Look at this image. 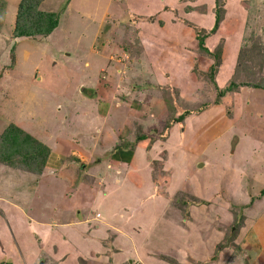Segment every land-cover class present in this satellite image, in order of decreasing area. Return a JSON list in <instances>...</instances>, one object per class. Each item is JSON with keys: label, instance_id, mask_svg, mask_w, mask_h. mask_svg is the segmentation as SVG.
<instances>
[{"label": "rangeland", "instance_id": "obj_1", "mask_svg": "<svg viewBox=\"0 0 264 264\" xmlns=\"http://www.w3.org/2000/svg\"><path fill=\"white\" fill-rule=\"evenodd\" d=\"M19 1L0 0V134L8 122L16 121L46 143L54 141L62 124V131L70 126L79 133L85 125L101 135L123 119L118 107L138 105L139 115L157 123H121L123 140L150 125L147 131L162 144L154 164L150 154L146 159L154 169V196L143 195L134 180L122 184L121 176L112 172V183L104 189L93 170L80 176L74 161L54 181L43 175L39 187L37 174L0 164L2 198L12 207L18 199L29 198L22 209V231L13 225L12 207L4 208L0 202V264H264V89L253 86L264 77V51L254 52L264 48V0H225L228 23L223 25L229 28L219 29L206 41L211 49L227 48L216 80L224 87L236 74L237 92L189 116L187 122L171 120L168 133L162 134V126L159 133L153 129L164 124L161 114L176 118L194 97L216 99V87L208 79L189 81L196 76V64L208 69L213 63L199 55L193 40L195 26L210 27L207 1L44 0L43 10L61 13L57 30L49 37L15 39ZM251 6L255 13L259 10L260 19L248 15ZM250 32L252 36L243 40ZM240 47L241 56L253 63L237 60ZM105 56L115 64L105 77L92 72L95 81L84 73L86 68L80 70L85 64L91 71ZM131 65L141 69L134 74L132 87L131 80L124 79L126 72H133ZM112 81L122 82L112 90ZM175 83L181 87L182 104L171 95L176 107L171 112L161 95L172 90L169 84L177 87ZM208 85L204 96L200 87ZM94 89L112 103L109 117L93 113L94 96H88ZM157 102L163 103V110L154 107ZM103 104L102 113L109 108ZM87 158L82 155L83 165ZM86 167L92 169L90 163ZM77 199L84 205L74 211L63 209L65 200ZM185 209L190 215L186 221ZM72 221H82L83 226L71 225ZM241 222L245 225L235 243L243 254L231 262L234 251L217 248L230 233L228 228ZM259 233L263 243L255 237Z\"/></svg>", "mask_w": 264, "mask_h": 264}, {"label": "trees", "instance_id": "obj_2", "mask_svg": "<svg viewBox=\"0 0 264 264\" xmlns=\"http://www.w3.org/2000/svg\"><path fill=\"white\" fill-rule=\"evenodd\" d=\"M43 2L44 0H20L19 1L17 12H16L15 27H14L13 35H12L13 38L22 39V38H33V37H49L57 30V28L59 27L61 23V13L56 12V11L43 10L41 8V5ZM213 3L215 4L214 25L212 26V28H198L195 26L194 29L196 32V36L193 39L198 46L197 49H198V52L200 53L199 55L210 58L213 61V63L209 65L208 69H203L205 67L200 68L201 65L199 66L196 64L193 71L196 73V77L200 82H202V80H204L203 82H205L208 79L209 82L212 83L216 87V91H217L216 99L212 102L211 101L212 99L210 101H205V100H198L197 97H194L193 98L194 101H191L192 103L189 102V104H187L186 110L183 112L182 115H179L176 118L171 117V116L166 117L162 115L163 116L162 122L164 124H161L163 126L162 127L163 131L161 132V134L165 132L168 133L169 128L171 126V120L174 123L177 122L178 120H180V122H183L186 120L187 117L193 114H197V115L201 114L212 104H220L222 98L225 97L226 95L234 94L235 92H237L236 90L239 87V84L237 83V80H236L237 78L236 74L233 77H231V79L226 83L224 87H220L216 80V74L222 62L223 55L225 54V49L223 48L224 45H221L220 47L214 50L210 48V46L207 44L206 41L209 37L213 36L220 29V27L226 22V19H227L226 15L228 14V8L226 6L225 0H213ZM207 6L208 5L206 4L204 8L206 9ZM253 14H255L260 19L259 10L255 13L252 6L250 8L248 7V15L252 16ZM262 18L264 19V17ZM249 34L250 36L248 37L247 35H244L243 40H247V38L251 37L252 36L251 34L253 33L250 32ZM241 50L242 48L240 47L239 51H237V54H238L237 60L238 61L242 60L247 65L251 64V62L253 63L254 60L245 59L243 56L244 54L241 56ZM260 50L264 51V48H260L258 50L259 52L257 51V49L255 51L253 49L254 52H257L256 55H260L263 53ZM249 53H251V51ZM134 58H136L138 61V57L133 56L132 59ZM196 59L199 60L201 58H196ZM107 60H108L107 57L101 59L99 62V65L94 68L96 70L91 69V71H88L85 64L83 66H80L81 67L80 70H82L83 72L84 68H86L84 73L85 74L89 73L87 77L88 76L89 78L92 77L96 81L97 77L92 72L96 71L97 75H99L98 78H102L108 74V71H110L109 68L111 69L112 67H114L115 64L111 63V60H108L109 62ZM261 61L262 60H260V62ZM196 62L199 63V61H196ZM247 67L248 66L245 67V71L246 70L250 71V69H246ZM130 68L131 70L133 69L132 70L133 72L130 71L132 72L130 74L129 72H126L125 74L126 76L124 79H125V83H127V80L129 78L131 80L129 81L130 82L129 86L132 87L133 86L132 82L135 80L133 78L135 76L134 74L140 71L141 69L138 68L137 65H131ZM86 70L88 72H86ZM238 79L242 81L246 80L243 76H240ZM120 82L122 81H112L111 83H109L110 84L109 88H112L113 90L115 86L119 85ZM200 82H198V84L193 85V86L196 85L193 92L197 91V88H199L198 85L201 84ZM175 84L177 85L178 88H180V91L178 90L176 86L169 84V88H171L172 90H169V92H163V94L165 93L164 96H162L160 93L161 98H163L165 103L169 104V107L166 109L167 110L169 109L170 111L173 110V112H175L176 107H175V102L173 100L174 98L171 95L176 94L177 97L179 98V104H182V99H181L182 97L180 95L181 87L177 83ZM253 86L264 89V77L261 76L259 77V79H257V81L256 80L253 81ZM200 88H201L200 89L201 93L207 96V92L210 89L209 85L205 87L202 86ZM94 90L95 91H93V93L89 95L88 97L94 96V99L97 101H102V99L105 100V98H102L101 96L98 95L97 89H94ZM112 90H110V93H112ZM170 92H172V94H170ZM198 93L200 94L199 90H198ZM111 95L112 94H109L108 98L112 97ZM233 99H234V95H233ZM122 100L123 99L119 98V102H122ZM161 125L154 127L153 128L154 131L159 133L160 132L159 127H161ZM136 131H137L136 134L131 135L132 138L136 140V142H140L146 139L147 137H149L151 139V143H153L154 142L153 139L157 137L156 134L154 133L150 134L151 137L148 135V133L143 134L142 128H138V130ZM56 136H58V133L56 134ZM125 142L127 143H124L123 141H121V143L119 144V148H123V146L128 145V144L132 145L129 143V141H125ZM135 145H132L131 149H129L132 153H134ZM51 153H52V148L48 143L36 137L32 132L23 128V126L19 125L16 121L8 122L5 129L0 134V164L2 165L10 166L18 170L29 171L34 174H41L44 172L45 168L47 167V163L49 161ZM74 159L78 162V167L81 170V172L79 173L80 176H87L84 173L85 167L83 166L82 163H80V159L79 158H74ZM261 194H262L261 196L264 195V189L262 190ZM195 198L194 200H197V202H200L198 198L196 199ZM252 208H253V204L251 203L249 209H252ZM180 209L182 210V208ZM183 215H184V221L188 220L190 217L189 212L187 210L183 211ZM261 216L262 215H260V217ZM235 224L232 225V227L228 228V231L230 233H226L224 239L222 240V244L219 245L217 248V250L221 248L222 246H223V250H228L231 248L234 251L233 254L231 253V257H230L231 262L234 261L235 257L240 256V254L241 255L243 254L241 245L235 243V240H237V238L239 237L240 235L239 232H241V229L244 227L245 222L238 223L237 225ZM219 252L220 251H217L216 254H218ZM163 257H166V256H163ZM238 264H241V263H238Z\"/></svg>", "mask_w": 264, "mask_h": 264}, {"label": "crops", "instance_id": "obj_3", "mask_svg": "<svg viewBox=\"0 0 264 264\" xmlns=\"http://www.w3.org/2000/svg\"><path fill=\"white\" fill-rule=\"evenodd\" d=\"M205 1H207V5H208L207 10H206L207 12H205V14H206L205 16L208 18V20H210V27L209 28H212V26L214 25V22H215V15H214L215 4L213 2H211V0H205ZM225 23H228V22L226 21ZM228 28H229L228 25L226 27H225V25L220 27V29H226V30ZM226 50H227V48H226ZM226 50H225V53H226ZM224 56H225V54H224ZM219 70H220V68H219ZM192 79H194V80L190 79L189 81L190 82L199 81L196 76H195V78H192ZM108 101L109 100H107V99H105V100L102 99V101H97L94 99L93 100L94 108L92 109L93 113H95V111H97L101 116L109 117L111 115L110 113H111V109H112V103L110 102V104H109ZM103 103L106 105L109 104L108 109L106 107H104L105 108L104 113H102L101 108H99L100 105H102ZM155 104H157V105H154V107L158 106V107H156L157 110L162 109V107H160V106H161V104L163 105V103L157 102ZM93 105H92V107H93ZM106 105H104V106H106ZM95 106L97 107L96 109H95ZM106 109H107V111H106ZM118 109L122 111L121 112L122 114H124L123 119H121V121L119 120L120 122H117V126L114 129L111 130L110 127H108V129H106V130L103 129L101 135L99 132L96 133L95 129L85 128L84 127L85 125L84 126L82 125V131L79 133H77L78 131L76 132L75 130L72 131L70 129V126L66 127V129L64 131H62V127L65 126L64 124H62L61 129L58 132V136H56V138H54V141H48V144L52 148V153H51V156H50L49 161L47 163V167L45 168L44 172L41 174H37V176L35 175L37 178H38V176H40V178L37 179L35 184L39 187V185L41 183L40 181L44 177L43 175L49 176L50 180L54 181L55 179H57L56 177L60 174V172L65 168V165L68 163H71L74 161L78 166V162L74 158H79L80 163H82V164L85 163L84 160L81 159L82 155L84 154L86 157L87 156L89 157V158H87V159H89V161H87V162L92 165V169H89L86 167L88 164L86 162L87 164L83 165L85 167L84 173L87 175L89 171L93 170L94 176L97 177L98 180H102V184H104V185H101V186L104 189H105V187L108 188L109 184L112 183V176L110 173V172H112V173L117 174L119 177L121 176V179H122L121 183L122 184H126L127 182H130L133 180L136 181L138 183V186L140 187V189L143 190V195H145V196L149 195V194H150V196L156 195L157 191L154 192L155 187L152 185L155 182V180H153L154 169L151 166L152 163L146 162V159H148V154H150L153 157V164H154L155 157H157L158 154L160 153L161 148H159V145L162 144L161 141H158L155 143V141L158 140L159 137L157 136L158 138L156 137L157 138V139L155 138L156 140L153 139L154 140L153 143H151V139L149 137H147L146 139H144L140 142H136V140H134V138H131L129 140V143L132 145L136 144L134 147L135 148L134 153H132L129 150V149H131L132 145L128 144V145L123 146V148H119V144L121 143V141H123L124 143H127V142H125V140H123L122 135L119 132V129H121V127H120L121 123L122 124L128 123V122H130V120H136L139 122V124H141V122H142V124L146 123L147 120H149L152 124H156L157 121H156V119H150L147 115H145V116L139 115L137 112V110H139L138 105H135L134 107H131L128 109H127V107H121L120 106V107H118ZM150 109L151 108L148 109V112ZM163 112H165V111H163ZM79 113L80 112H76L77 115ZM112 113H115L117 116V112L112 111ZM92 114H91V116H92ZM127 115H128V118H127ZM160 116L162 117V114ZM160 116H159V118H160ZM126 118H127V120H125ZM187 119H188V117H187ZM186 120H185V122H187ZM94 124L96 125V123H94ZM161 124L162 123H160L158 126H160ZM140 127H141V125H140ZM148 127H150V125H147V127L142 128V132H143V134L148 133V135L151 137V135H150L151 132H149L150 130L147 131ZM159 128H161V127H159ZM93 133L96 134V137H94V136L92 137ZM205 133L208 134L209 130L207 129V131H205ZM131 135H133V134H131ZM209 137H210V135H209ZM150 148H152V149L149 152ZM163 150H164V148H162L161 151H163ZM95 155L97 156L96 158H94ZM165 165H167L166 169L168 170V165H169L168 162H166ZM163 179H164V177H163ZM50 180H49V182H50ZM148 184H151V185L149 186ZM8 185L9 184H7V186ZM144 187H146V189H143ZM13 188H14V191L17 190L16 187H13ZM1 189H2V184H0V192H2ZM65 189H64V196L63 197H67V194L65 192H67V190L69 189V186ZM15 195H16V193H15ZM32 196L30 197V200L32 199ZM63 199H65V198H63ZM18 200H19L18 204L16 206L13 205V207H12V206H10L11 204L9 202H7L6 200H4L2 198V196L0 195V202L3 204L4 208L12 207L9 209L12 210L11 215L14 216V218L11 219V220H14L15 224H13V225L17 229L22 231L24 229V222H23L22 214H24L23 210L26 207L25 203L29 200V198H25V200H23L22 202L20 199H18ZM67 203L70 205H67ZM80 204H83V201L79 200V199H77V201L71 200L68 202H66V200H65L63 209H65L66 211H74L73 210L74 207L79 206ZM173 209H176V208L173 207ZM15 219H17V222L15 221ZM259 220H260V218H259ZM81 222L82 221H80V222L72 221V223H70V224L74 225V226H83V224ZM67 225H68V223H67ZM0 227H2V224H0ZM263 229H264V225L261 228L262 233H263ZM255 237L258 238L259 243L260 242L263 243L261 233H259ZM262 255L264 256V251H262Z\"/></svg>", "mask_w": 264, "mask_h": 264}]
</instances>
